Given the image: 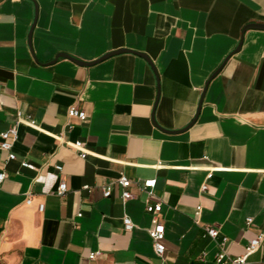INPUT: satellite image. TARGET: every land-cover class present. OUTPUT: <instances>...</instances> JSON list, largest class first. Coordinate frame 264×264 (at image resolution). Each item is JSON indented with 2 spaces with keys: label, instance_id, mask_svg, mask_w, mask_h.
Returning <instances> with one entry per match:
<instances>
[{
  "label": "crops",
  "instance_id": "0c3cea01",
  "mask_svg": "<svg viewBox=\"0 0 264 264\" xmlns=\"http://www.w3.org/2000/svg\"><path fill=\"white\" fill-rule=\"evenodd\" d=\"M251 24L264 0H0V140L18 129L16 158L0 148V264H218L223 238L242 256L264 232V29ZM151 178L152 194L138 186ZM160 201L162 257L146 210ZM245 264H264V242Z\"/></svg>",
  "mask_w": 264,
  "mask_h": 264
},
{
  "label": "built area",
  "instance_id": "2783aa9c",
  "mask_svg": "<svg viewBox=\"0 0 264 264\" xmlns=\"http://www.w3.org/2000/svg\"><path fill=\"white\" fill-rule=\"evenodd\" d=\"M69 116L77 117L82 121L88 119L87 113L84 110H80L77 106H71L69 108ZM22 120L24 119L20 118V121ZM27 122H29L30 124H34V122L30 120H27ZM17 139H18L17 124L11 126L8 130L1 133L0 148L2 150L9 152V156H8L9 160L16 158V154L12 151V149ZM82 146H83V142L78 141L76 143L77 148H80ZM22 165L25 168L29 167L28 162H23ZM57 169L61 171L62 166H57ZM7 176L8 175L5 170L0 171V185L6 180ZM209 176H211V174H209ZM117 183L123 188L122 199L124 202H126L127 200L133 197L132 192L129 190V188L134 184V181L132 179L123 175L117 180ZM156 183H157L156 178H151L144 180L142 183L138 184V186L139 188L143 190H147L150 194H152L153 190L156 187ZM85 187L89 188V186H85ZM207 189H208V185L207 184L203 185V190H207ZM67 191H68V185L65 181H62L59 186L58 194L60 196H63L67 193ZM111 191H112V183L107 184L104 187V196L110 197ZM31 202H32V198H31V194H29V197L27 198V203L30 204ZM201 208H202L201 206L197 207L195 220H197L198 216L200 215ZM40 209L43 210L44 205H41ZM162 209H163V203L161 201L157 203H148L146 206L147 212L150 213L152 216V227L149 229V234L153 241L154 250L156 254L160 257H162L166 251V245L164 242L166 237V226L159 218ZM124 222H125V229L127 231H131L134 228V223L129 216H125ZM252 223H253V218L249 217L247 219V225H251ZM206 230L208 234H210L213 238H217L219 236V230L215 227L208 226L206 227ZM226 240L227 238H223V241L220 243V250L216 256V262L218 264H225L228 261H231L234 264H245L248 260V257L257 250H259L260 247L262 246L264 242V232L258 234L256 237L250 240V242L246 246L245 253L242 256H238L236 258H232L224 248ZM101 254H102L101 251L91 252L89 257L90 259H96Z\"/></svg>",
  "mask_w": 264,
  "mask_h": 264
},
{
  "label": "water",
  "instance_id": "95a60500",
  "mask_svg": "<svg viewBox=\"0 0 264 264\" xmlns=\"http://www.w3.org/2000/svg\"><path fill=\"white\" fill-rule=\"evenodd\" d=\"M249 28H259V29H264V24H251L250 26H248ZM242 43V42H241ZM241 45V44H240ZM122 52H132V50H128V49H121V50H116L114 52H110L104 56H102L101 58H99L98 60H96L95 62H82L80 60H77L75 58H71L69 55H66L67 57L79 62V63H82V64H91V63H97L99 61H102L104 59H107L113 55H116V54H119V53H122ZM65 55V54H64ZM215 75V74H214ZM203 103V100L201 102V104ZM193 123V122H192Z\"/></svg>",
  "mask_w": 264,
  "mask_h": 264
}]
</instances>
